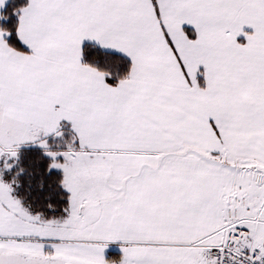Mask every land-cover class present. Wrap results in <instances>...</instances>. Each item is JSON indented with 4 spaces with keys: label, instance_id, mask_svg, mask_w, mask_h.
I'll use <instances>...</instances> for the list:
<instances>
[{
    "label": "snow or ice",
    "instance_id": "obj_1",
    "mask_svg": "<svg viewBox=\"0 0 264 264\" xmlns=\"http://www.w3.org/2000/svg\"><path fill=\"white\" fill-rule=\"evenodd\" d=\"M0 264H264V0H0Z\"/></svg>",
    "mask_w": 264,
    "mask_h": 264
}]
</instances>
